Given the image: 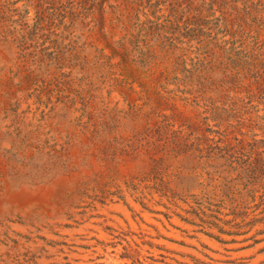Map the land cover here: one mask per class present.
<instances>
[{"label":"rangeland","instance_id":"1","mask_svg":"<svg viewBox=\"0 0 264 264\" xmlns=\"http://www.w3.org/2000/svg\"><path fill=\"white\" fill-rule=\"evenodd\" d=\"M0 264H264V0H0Z\"/></svg>","mask_w":264,"mask_h":264}]
</instances>
